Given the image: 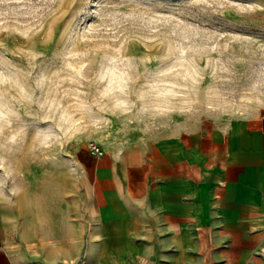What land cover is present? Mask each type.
I'll list each match as a JSON object with an SVG mask.
<instances>
[{"label":"rangeland","instance_id":"rangeland-1","mask_svg":"<svg viewBox=\"0 0 264 264\" xmlns=\"http://www.w3.org/2000/svg\"><path fill=\"white\" fill-rule=\"evenodd\" d=\"M261 112L264 0H0V203L76 246L60 264L90 246L67 215L87 201L91 141Z\"/></svg>","mask_w":264,"mask_h":264},{"label":"crops","instance_id":"crops-1","mask_svg":"<svg viewBox=\"0 0 264 264\" xmlns=\"http://www.w3.org/2000/svg\"><path fill=\"white\" fill-rule=\"evenodd\" d=\"M104 150L88 162L84 208L68 209L69 240L77 224L87 228L84 264H264V112L171 126ZM24 210L0 203V264L77 256L74 245L45 244L44 215Z\"/></svg>","mask_w":264,"mask_h":264},{"label":"built area","instance_id":"built-area-1","mask_svg":"<svg viewBox=\"0 0 264 264\" xmlns=\"http://www.w3.org/2000/svg\"><path fill=\"white\" fill-rule=\"evenodd\" d=\"M89 148L91 153L94 155H102L105 152L104 148L100 144L93 141L89 143Z\"/></svg>","mask_w":264,"mask_h":264}]
</instances>
